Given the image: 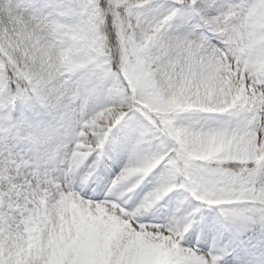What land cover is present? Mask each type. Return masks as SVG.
<instances>
[{
  "label": "snow or ice",
  "instance_id": "snow-or-ice-1",
  "mask_svg": "<svg viewBox=\"0 0 264 264\" xmlns=\"http://www.w3.org/2000/svg\"><path fill=\"white\" fill-rule=\"evenodd\" d=\"M0 264H264V0H0Z\"/></svg>",
  "mask_w": 264,
  "mask_h": 264
}]
</instances>
